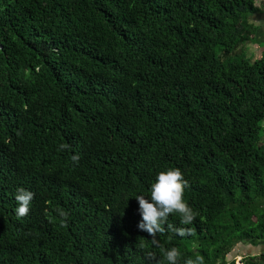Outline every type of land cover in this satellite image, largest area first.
<instances>
[{
	"label": "trees",
	"instance_id": "obj_1",
	"mask_svg": "<svg viewBox=\"0 0 264 264\" xmlns=\"http://www.w3.org/2000/svg\"><path fill=\"white\" fill-rule=\"evenodd\" d=\"M263 2L0 0V264H167L135 199L167 168L198 213L157 234L179 264L264 245Z\"/></svg>",
	"mask_w": 264,
	"mask_h": 264
},
{
	"label": "clouds",
	"instance_id": "obj_2",
	"mask_svg": "<svg viewBox=\"0 0 264 264\" xmlns=\"http://www.w3.org/2000/svg\"><path fill=\"white\" fill-rule=\"evenodd\" d=\"M68 145H61V148H67ZM74 162H78L79 156L71 157ZM187 181L180 168H167L157 173L155 181L150 186V195H138L135 199L138 201V211L142 217L137 227L141 231H146L152 238L153 245L161 247L164 260L167 264H179L181 253L178 248L172 247L164 249L157 239L158 233L165 231L164 225L167 224L168 217L178 214L182 225H190L198 213L194 212L188 203L184 200V190ZM34 198V193L20 187L16 190L15 200L17 202L16 214L18 217H24L30 210V204ZM61 216L67 218V213L61 211ZM172 228V225H168ZM176 233L183 237L191 234V229L176 228ZM184 264H203V257L197 255L195 259L188 258Z\"/></svg>",
	"mask_w": 264,
	"mask_h": 264
},
{
	"label": "crops",
	"instance_id": "obj_3",
	"mask_svg": "<svg viewBox=\"0 0 264 264\" xmlns=\"http://www.w3.org/2000/svg\"><path fill=\"white\" fill-rule=\"evenodd\" d=\"M259 6H260V11L254 14L250 18V20L257 27L256 37L258 36L259 33L261 32L264 33V2ZM235 251L238 256L237 258L239 260H242L247 256H253V257H258L257 264H259V262L261 261L264 262V260L260 258V256L264 254V245L251 246V245L239 244V247Z\"/></svg>",
	"mask_w": 264,
	"mask_h": 264
},
{
	"label": "rangeland",
	"instance_id": "obj_4",
	"mask_svg": "<svg viewBox=\"0 0 264 264\" xmlns=\"http://www.w3.org/2000/svg\"><path fill=\"white\" fill-rule=\"evenodd\" d=\"M244 54L247 58H249L251 61H254L260 56V53L264 51V33H259L258 36L255 38L254 42L248 43L243 46ZM262 139L264 140V134ZM236 252V251H234ZM233 252V253H234ZM231 253L229 255V258H232L235 254ZM264 264L263 261L259 262V264ZM235 264H242L241 260H239L236 256V262Z\"/></svg>",
	"mask_w": 264,
	"mask_h": 264
}]
</instances>
